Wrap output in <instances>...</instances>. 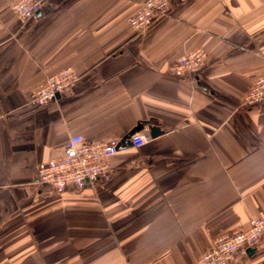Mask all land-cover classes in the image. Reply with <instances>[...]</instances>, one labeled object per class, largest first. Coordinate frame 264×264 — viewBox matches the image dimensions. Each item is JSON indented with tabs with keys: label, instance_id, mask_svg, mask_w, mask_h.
<instances>
[{
	"label": "crops",
	"instance_id": "1",
	"mask_svg": "<svg viewBox=\"0 0 264 264\" xmlns=\"http://www.w3.org/2000/svg\"><path fill=\"white\" fill-rule=\"evenodd\" d=\"M16 1L0 0V264H197L215 236L264 218V106L242 105L264 77V0H171L143 34L128 23L142 0H53L25 23ZM197 48L195 80L168 73ZM64 67L74 86L33 107ZM75 134L121 140L111 179L39 185L37 164ZM234 264H264V238Z\"/></svg>",
	"mask_w": 264,
	"mask_h": 264
},
{
	"label": "built area",
	"instance_id": "2",
	"mask_svg": "<svg viewBox=\"0 0 264 264\" xmlns=\"http://www.w3.org/2000/svg\"><path fill=\"white\" fill-rule=\"evenodd\" d=\"M53 0H17L10 9L21 23H25L48 8ZM171 0H142L137 10L128 17L135 34H143L160 21L168 12ZM206 51L197 48L180 55L169 67L173 76L195 77L206 65ZM78 78L71 67H64L48 74L43 83L30 94L33 107H43L60 94L69 91ZM245 108L264 106V77L257 79L244 96ZM150 139L149 132L129 136L133 147H140ZM119 138L89 142L79 134L72 135L58 158L41 161L36 166V182L55 192L94 187L107 183L112 176L110 157L120 143ZM264 238V218L251 217L246 225L215 236L209 249L197 264H234L237 258L247 257L249 250Z\"/></svg>",
	"mask_w": 264,
	"mask_h": 264
},
{
	"label": "water",
	"instance_id": "3",
	"mask_svg": "<svg viewBox=\"0 0 264 264\" xmlns=\"http://www.w3.org/2000/svg\"><path fill=\"white\" fill-rule=\"evenodd\" d=\"M139 128L138 127H136V128H134V130H132L130 133H129V135H132L135 131H137ZM157 131H158V128H152L151 129V134L152 135H155L156 133H157ZM250 251V250H249Z\"/></svg>",
	"mask_w": 264,
	"mask_h": 264
}]
</instances>
